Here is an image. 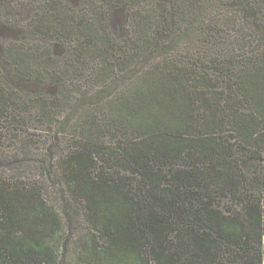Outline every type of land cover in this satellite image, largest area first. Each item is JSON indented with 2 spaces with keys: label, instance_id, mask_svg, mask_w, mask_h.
<instances>
[{
  "label": "trees",
  "instance_id": "16d2710c",
  "mask_svg": "<svg viewBox=\"0 0 264 264\" xmlns=\"http://www.w3.org/2000/svg\"><path fill=\"white\" fill-rule=\"evenodd\" d=\"M16 2L0 0V9ZM42 5L29 25L33 35L80 38L73 47L78 59L110 57L115 45L109 41L96 48L106 37L105 21L99 20L105 15L92 2L82 5L85 18L66 1ZM260 11L254 8L250 15L257 19ZM144 39L138 37L133 49L96 69L99 81L118 85L105 100L100 128L94 121L81 128L86 136L102 129L121 137L111 156L130 175L95 178L92 158H69L74 194L105 241L88 264H264V204L254 194V178L242 168L246 160L264 168V56L248 69L238 68L236 59L218 58L214 69L161 61L138 70L148 52ZM27 50L6 47L23 80L33 77L34 64L47 65L52 57L45 48ZM60 96L57 108L73 101L66 91ZM7 104L0 87V118ZM46 111L49 120L53 115ZM225 134L235 143L228 145ZM166 177L169 185L163 186ZM222 195L233 197L236 212L220 209ZM25 196L0 187V264L57 263L55 249L44 239L61 228V220L42 200L33 204Z\"/></svg>",
  "mask_w": 264,
  "mask_h": 264
},
{
  "label": "rangeland",
  "instance_id": "374dc122",
  "mask_svg": "<svg viewBox=\"0 0 264 264\" xmlns=\"http://www.w3.org/2000/svg\"><path fill=\"white\" fill-rule=\"evenodd\" d=\"M44 1L48 0H18L13 8L0 9V87L8 102L0 118V187L26 192V201L36 204L40 199L58 214L61 228L44 239L58 258L50 264H88L105 241L86 219L83 200L74 194L69 158L78 154L92 158L90 171L95 178L130 175L111 156L121 137L102 129L85 133L90 137L81 131L88 121L100 128L105 100L118 85L99 81L96 69L133 49L140 36L145 37L148 52L145 62L135 66L138 70L161 61L214 69L218 58L236 59L238 68L248 69L264 56V2L259 6L261 0H62L83 18L82 5L88 1L105 15L99 20L105 21L101 26L106 37L96 48L104 49L107 41L115 48L109 58L82 60L73 51L80 38L63 41L32 34L31 19ZM254 8L260 11L257 19L250 15ZM8 46L33 53L45 48L52 57L47 65L34 64L33 77L23 80L6 56ZM61 91L73 99L64 109L56 107ZM46 110L53 115L49 120L42 114ZM224 137L228 145L235 143L231 135ZM176 167L188 168L185 164ZM242 168L254 178V194L264 204V168L254 160H246ZM162 184L169 185L168 177ZM218 199L221 210L237 211L232 196Z\"/></svg>",
  "mask_w": 264,
  "mask_h": 264
}]
</instances>
